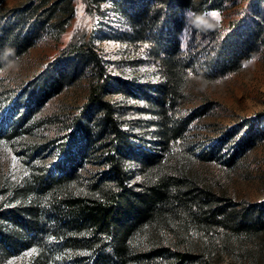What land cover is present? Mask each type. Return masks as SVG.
<instances>
[{"label":"trees","instance_id":"obj_1","mask_svg":"<svg viewBox=\"0 0 264 264\" xmlns=\"http://www.w3.org/2000/svg\"><path fill=\"white\" fill-rule=\"evenodd\" d=\"M209 1L112 0L130 26L125 40L147 43L165 79L146 91L159 151L143 147L123 129L107 95L131 89L120 85L93 45L56 59L16 96L11 108L24 104L18 115L23 120L85 70L91 76L88 97L62 144L63 157L34 171L17 190V199L0 201V256L25 246L35 249L29 264H214L200 252L170 243L163 231H171L181 244L194 234L228 240L264 231V202L243 205L216 192L199 174L179 167L171 172L165 165L173 145L185 142L189 125L207 111L203 106L182 110L179 104L192 78L212 82L239 70L264 41L258 1L247 0L225 29L205 31L203 48L183 49L182 11L203 12ZM74 12L72 0H28L10 9L0 5V70L43 30H65ZM263 116L264 111L243 119L240 133L239 127L227 131L226 142L235 138L227 152L213 145L200 157L215 160L224 154L236 160L253 144ZM98 153L104 170L82 174L86 158ZM137 172L142 179L131 181Z\"/></svg>","mask_w":264,"mask_h":264},{"label":"rangeland","instance_id":"obj_2","mask_svg":"<svg viewBox=\"0 0 264 264\" xmlns=\"http://www.w3.org/2000/svg\"><path fill=\"white\" fill-rule=\"evenodd\" d=\"M27 1L0 0V5L10 9ZM72 1L75 12L65 30H43L31 47L0 70V98H5L0 102V201L17 199V190L34 171L52 166L63 157L62 144L73 129V118L88 97L91 76L85 70L79 79L69 83L23 120H19L18 115L25 109L24 104L12 109L13 100L52 62L75 54L83 45H93L105 59L108 71L120 79V85L131 89L107 95L117 107L123 129L132 140L142 142V146L150 151L162 149L154 135L155 126L151 121L155 118L148 112L151 105L146 95V91L153 88L150 85L165 80L159 60L149 53L147 43L125 40V32L130 26L112 0L98 4L89 3V0ZM257 1V18L264 20V0ZM246 2L210 0V7L203 12L183 10L184 24L179 32L183 49L197 51L207 42L203 37L205 31L193 27L195 16L217 11L220 20L214 27L225 29L239 16ZM179 104L182 110L203 106L207 111L189 125L185 142L179 140L173 145L174 153L167 155V169L172 172L179 167L186 173H197L212 183L216 192L243 205L264 202V116L253 144L238 154L236 160H226L224 154L215 160L200 157L204 149L213 145L227 152L235 138L226 142V132L239 127L246 117L264 111V41L239 70L221 75L212 82L193 77ZM243 129L239 127L237 133ZM99 154L86 158L80 167L82 174L104 170L106 166L97 158ZM142 177L137 172L130 180L139 181ZM163 234L170 243L200 252L214 264H264V231L251 237L228 240L218 235L194 234L182 244L168 229ZM32 251L33 248L25 246L12 250L9 256H0V264H29L31 255L28 253Z\"/></svg>","mask_w":264,"mask_h":264},{"label":"clouds","instance_id":"obj_3","mask_svg":"<svg viewBox=\"0 0 264 264\" xmlns=\"http://www.w3.org/2000/svg\"><path fill=\"white\" fill-rule=\"evenodd\" d=\"M192 24L193 27L199 31H211L214 29V26L219 24V21L210 16L200 14L194 17Z\"/></svg>","mask_w":264,"mask_h":264},{"label":"snow or ice","instance_id":"obj_4","mask_svg":"<svg viewBox=\"0 0 264 264\" xmlns=\"http://www.w3.org/2000/svg\"><path fill=\"white\" fill-rule=\"evenodd\" d=\"M206 15H207V16H210L211 18H213V19H215V20H217V21L220 20V14H219V12H217V11H210V12L206 13ZM15 164H16V161L13 160V167H15ZM25 174H26V173H25ZM33 252H35V249H33ZM33 252L28 253V255H32Z\"/></svg>","mask_w":264,"mask_h":264}]
</instances>
